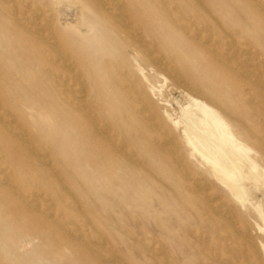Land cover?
<instances>
[{
	"label": "rangeland",
	"instance_id": "1",
	"mask_svg": "<svg viewBox=\"0 0 264 264\" xmlns=\"http://www.w3.org/2000/svg\"><path fill=\"white\" fill-rule=\"evenodd\" d=\"M33 1H37L36 3L40 5H43L42 3L45 2L44 0ZM200 1L202 5H193V2H198L196 0L189 1L195 9H190V11H193L200 18H206L207 16L205 22L208 21L214 31L217 29L215 36L217 38L221 37V41L225 43L227 41L226 44L224 43L220 46L217 44L218 48L223 46L228 48L226 50L232 52L233 47H235L234 51H236H233L230 57L225 60H222L218 56L215 57L216 68L214 72L210 73V76L215 78V82H218L219 75L215 70L219 69L228 72L230 75L232 73L231 76L234 74L231 77V85L233 83L234 86L236 83L242 86L246 85L245 90H248L246 92L242 89L240 90L241 92L237 90L230 91V98L234 97L232 101L235 105L232 107V104H230L231 107L228 106L226 108V117L233 125L237 134L246 140L253 149H257L256 151L259 153L257 159L262 167H264V106L262 107L264 104V0ZM2 2L0 0V6L3 4ZM253 7L255 8L253 9ZM257 9H261V11ZM1 12L0 7V15ZM209 12H212L214 18H217L215 20L220 22V26L216 27V21L214 22L210 17L208 18ZM5 26V23L0 21V34L3 35L4 41L1 47L3 48V45H6L5 52L0 55V61L3 62V66H0L1 115L5 112L0 117V129L5 126L9 128L8 125L11 124L18 126L24 131L26 129L25 133L28 136L29 142H31L24 144L21 142L23 140L20 137V139L17 138L19 136L17 133L13 134L10 132L3 135L0 130V171L3 168L2 172L4 174L0 173L8 178H12L13 183L15 181L14 190L20 185L17 191L21 193L23 191L22 194L15 195V198L6 199L4 193L6 186L0 183L1 264H6L5 262L7 264H245L244 261H248V264H264V249H262V247L264 248V221L257 207L260 205L264 211V178L257 177L255 173L246 167L244 173H247L250 178L243 179V193L240 198H237L227 191L222 182L208 174L207 163L202 160V157L198 153H193V149L187 143L183 131L178 127L176 128L174 124L175 121H179L184 104L190 101L189 96H187V89H184V86H182L185 83H179L166 68L165 70L168 73L164 70V67L144 62L132 51H128L129 60L134 63L135 70L139 69V64L144 69L147 79L142 80V86L148 91L149 100L153 101L151 103L155 107H152V113H154L156 121H162V127L154 128L144 123L143 119H140L143 122L141 125H146L148 128L145 129H149L150 132L148 130L144 131L142 135L140 134L141 138L137 135L138 137L135 138L137 141L129 137L118 136L117 138V136H114L113 138H115L116 142L114 139V142L112 140L110 142L109 133L104 129H101L103 131L101 132L102 136L94 137L86 125L82 127L70 119L67 108H62L64 104L59 105L58 103L60 97V91L57 90L58 87L51 80H47V77H44V79L40 77V65L36 68L30 67L28 54L21 50L20 42L16 43L13 38H10V34L4 32L6 31ZM228 29L229 31H226ZM176 32L180 34L179 39H184L183 37H185L186 41H189V39L193 40L192 46L201 45L200 40H197L195 36H188L186 31L177 30ZM218 32L221 33L218 34ZM175 33L174 35L178 37L179 34ZM230 35H233V37ZM73 41L77 42L76 39ZM230 41L234 43L228 45ZM223 47L222 50H225ZM241 47L244 49L241 50ZM248 48H251V50ZM203 50L201 51L203 52L202 55L206 54L205 57H209L210 51L207 48ZM249 51L252 52L249 53ZM227 60H229V63ZM237 65L240 66L237 67ZM221 66L222 68H219ZM260 67L261 69H259ZM243 69L245 74L242 72ZM240 79L242 80L239 81ZM43 81H45L44 84H42ZM235 96H238V98ZM68 98L70 101L69 96ZM245 98L249 102L248 100L244 101ZM1 100L4 102H1ZM236 105H238L237 108L239 107L241 111L234 108ZM31 106L38 109L42 107L50 114V117L48 119H42L41 117L32 118L28 114L31 111ZM244 106H247V109ZM6 108L7 110H5ZM32 113L36 114L33 109L31 115ZM237 115L239 118H237ZM6 118L10 120L6 122ZM14 119L16 122H14ZM147 131L150 134H147ZM146 134L152 135V137L149 136L148 138ZM143 135H146V137H142ZM33 136H35V139ZM36 138L37 140L40 139V143H37ZM143 139L144 141L146 140V146L143 143ZM152 139L155 141V145H153L154 141ZM35 140L36 142H34ZM134 140L135 142H133ZM179 140L181 143L177 145ZM119 142L122 144H119ZM123 142L125 144L128 142L129 145L126 144L128 147ZM141 142L144 145L140 144ZM148 142L151 143L150 148H148ZM32 143H34L33 148ZM47 145L51 147V151ZM123 147H126V149ZM136 147L138 149H135ZM175 148L177 151H175ZM137 150L143 151L141 152L142 155ZM54 152L55 154H53ZM41 153L45 155L42 156ZM184 153L187 155L184 156ZM120 158L121 160H119ZM137 158L139 161L136 160ZM151 158L155 161L153 162ZM145 159H147L146 162ZM43 160H46V163ZM61 162L64 163L62 164ZM44 164L49 165L43 166ZM129 164L131 166L135 165L134 168ZM174 164H177V167L171 166ZM166 165L169 168L167 170ZM7 167L9 168L7 169ZM174 167L176 168L174 169ZM184 168L187 169L186 173H183L185 171ZM53 169L55 170L54 172ZM10 174H12V177H10ZM175 174L177 176H174ZM59 177L62 179H59ZM178 177L181 178L178 179ZM256 177L259 181L255 180ZM197 179L199 181L196 182L195 180ZM146 181L148 184L145 183ZM183 181L187 184L183 183ZM175 184H177V187ZM198 184L200 186L202 184V188L197 186ZM190 188H192L193 192ZM183 190L188 191V193L185 191L187 195ZM32 191L33 193L36 191L34 196H32ZM49 191L52 196H50ZM40 194H43V198L39 196ZM190 194L191 197L195 196L196 198L190 199ZM176 195L179 197H176ZM67 200L71 204L66 202ZM49 203L53 204V208L52 204ZM200 203L201 205H199ZM221 203H223L225 208L222 207ZM185 204H190L196 208L189 205L191 210L188 206H182ZM88 205L92 207L88 208ZM44 207H48L49 211L51 209L48 213L52 216L47 213ZM185 209L187 210L185 211ZM194 209L195 211H193ZM224 209L226 213H224ZM62 211L63 214L61 213ZM198 214L204 218H201V220ZM58 215L60 219H58ZM69 218L72 222L68 220ZM74 219L75 223L73 222ZM62 224L63 226H60ZM223 224L224 226L227 225V227L225 226V228ZM164 227L166 230L163 229ZM229 227L231 230H229ZM87 233L90 236L86 235ZM74 234L77 235L74 236ZM244 234H247V236ZM6 237H13L14 240L19 242L15 250L5 246ZM233 239L237 240V242ZM23 246L24 248H22ZM235 247H238L239 250L235 251ZM254 252H256V255ZM102 256L104 259L101 258ZM255 256H258L262 261L256 259ZM255 259L259 262L255 261L253 263L252 261Z\"/></svg>",
	"mask_w": 264,
	"mask_h": 264
},
{
	"label": "bare ground",
	"instance_id": "2",
	"mask_svg": "<svg viewBox=\"0 0 264 264\" xmlns=\"http://www.w3.org/2000/svg\"><path fill=\"white\" fill-rule=\"evenodd\" d=\"M1 1H3L2 2L3 4L0 6L1 10H2L1 15H0V21H3V23H5V25H6L5 26L6 31H4V32H7L8 34H10V36H11L10 38H13L16 41V43L20 42L21 50L23 52L27 53L29 56L30 67L33 66L34 68H36L37 66L40 65V67H41V69H39V70H41L40 77H42V79H44V77H47V80H51L58 87L57 90L60 91V97H59V101H58L59 105L64 104V106L62 105V108H64V109L67 108L70 119L73 120L74 123L81 125L82 127L86 125V127H88L87 129H89L90 132L92 133L91 135H93L94 137H100V136H102L101 132H103V131H101V129H104L106 132L109 133L110 142H111V140L113 141V139L116 142L115 138H113L114 136H117V138H118V136H120V137L124 136V137H129V138L135 139L138 136L140 137V134L142 135L144 133V131L145 132H146V130L149 131V129H145V128H148L146 125H141V124H143V122H141L140 119H143L144 123L149 124V125L153 126L154 128L162 127V124H161L162 121H160V120H159L160 122L156 121L155 115H153L154 113H152V111H153L152 107L154 105H152V103H151L152 100L151 101L149 100L148 91L144 88V86H142V80L147 79V76L144 73V69L141 68V65L139 64V69L135 70L134 63L131 60H129L128 51H132L137 57H139L140 60H142L144 62H150V63H152L151 65L154 64V66L156 64V66L159 65L161 67H164V70L166 68L167 70L170 71V73L173 74L174 79L179 81V83L180 82L185 83V85L183 84L182 86H184V89H187V96H189L190 101L188 103L184 104L183 109H182V115L179 118V121H175L174 124H175L176 128L178 127L179 129H181L183 131V134H184V137L186 138L187 143L193 149V153H198V155L200 157H202V160L207 163V172L210 176H212V177L214 176L220 182H222V184L226 187L227 191L237 198H240L241 194L243 193V191H242L243 179L244 178L245 179L250 178L247 173H244L246 167H248L253 173H255V175L257 177L264 178V167H262L261 163L257 159V156L259 154L258 151H256L257 149H253L246 140H244L241 136H239L237 134L233 125L229 122V120L226 117V108L228 106H230V104H232V107H233V105H235V103L233 104V101H232L234 97L232 99L230 98V96H231V95H229V94H231L230 91L231 92L236 91V90L240 91L241 89L244 91L246 89V87H245L246 85L242 86L239 83L238 84L236 83L235 86L233 85L234 83L231 85V79H232L231 77H233L234 74H233V76H231L232 73L230 75L228 72H224V71H221L219 69L215 70L216 72H218V75H219V77H218L219 81L218 82H215V80H214L215 78L210 76V73L212 71L214 72V69L216 68V66H215L216 62H214V58L218 56L222 60L228 59V57H230L231 53L234 51L235 47H233L231 45L234 48L232 50V52H230L229 50H226L228 48L223 47V46H221V48H218L217 44H218V46H220L221 44H224L225 42L221 41V39H220L221 37L217 38V36H215V31L217 32V29L215 28L216 30L214 31L212 28V25H210L208 23V21L205 22L207 16H206V18H204V17L200 18V16H197L193 11H190V9H194V6H193L194 4H201L200 0H196V2L198 1L197 3L193 2V5H192V3L189 2V1H193V0H44L45 2L42 3L43 5H40V4L36 3L37 1L34 2L33 0H31V1L30 0L29 1L28 0H1ZM253 5H255V4H253ZM257 5H259V4H257ZM195 8H196V6H195ZM254 8L255 7H253V9ZM259 10L261 11V9H259ZM189 12H191V13H189ZM201 17H202V14H201ZM209 17L212 20H214V22L216 21V24H217L216 27L220 26V22H218V20H215L216 17L214 18V15L212 14V12L208 13V18ZM263 21H264V18H263ZM177 30L186 31L188 36H190V37L195 36V38H197V40H200L199 42L201 45L192 46L193 40L189 39V41H186L185 37H183L184 39H182V38L179 39L180 34L177 32L175 33V31H177ZM226 31H229V29ZM191 32H192V34H191ZM260 32H262V31L260 30ZM174 33L179 34L178 37L175 36ZM219 33H221V32H218V34ZM228 34H230V33H228ZM261 35H263V34H261ZM231 37H233V35ZM75 39L77 40V42L73 41ZM2 43H4L3 35L0 34V47L2 46ZM226 43H227V41H226ZM231 43H232L231 41L228 42V45ZM234 46H236V44H234ZM5 47H6V45H3V48L1 47L0 55H2L3 52H5ZM203 47L207 48L210 51L209 57H205L206 54H203L204 56L202 55L203 52H201V51L204 49ZM222 47L225 48V50H222ZM242 49H244V48L241 47V50ZM248 49L251 50V48H248ZM237 50H238V48H237ZM234 52H236V51H234ZM251 52L252 51H249V53H251ZM254 52L257 53L256 50H254ZM250 57H251V55H250ZM240 59H243V58H240ZM227 61L229 63V60H227ZM221 62H223V61H221ZM0 63H1L0 66H3V62L0 61ZM248 65H250V64H248ZM238 66H240V65H237V67ZM155 68H157V67H155ZM219 68H222V66ZM259 69H261V67ZM165 71H164V73H165ZM230 72H232V71H230ZM242 72L243 73L245 72L244 69ZM167 73H166V75H167ZM254 73H256V72H254ZM38 74H40V73H38ZM240 74H241V71H240ZM235 79H237V78H235ZM241 80L242 79H240L239 81H241ZM44 83H45V81H43L42 84H44ZM173 83H175V82H173ZM244 83L246 84V82H244ZM152 89H154V87H152ZM233 89H235V90H233ZM247 89H250V88H247ZM246 91H248V90H245V92ZM258 93H260V92H258ZM255 94H257V93L255 92ZM61 96H62V98H61ZM68 96L70 97V101H69ZM238 96H235V97L238 98ZM56 99H58V97H56ZM179 99H181V98H179ZM245 99H244V101L248 100V99H246V100ZM240 101H241V99H240ZM250 101H251V98H250ZM259 101H256V102H259ZM1 102H4V101L1 100ZM238 102H236V103L239 104ZM242 102H243V100H242ZM248 102H249V100H248ZM0 106H1V104H0ZM237 106L238 105H236V107H234V108L239 109V107L237 108ZM242 106H240V107H242ZM263 106H264V104L262 105V107ZM94 107H95V109H94ZM30 109H31V111L33 109L36 112V114L32 113V115H31V111L28 113L34 119L37 117H41L42 119H48L50 117L49 116L50 114H48L42 107H40L38 109L37 107L35 108V107L31 106ZM5 110H7V108ZM231 110H230V112H232ZM10 111H12V110H10ZM247 113H250V112H247ZM4 114H5V112H4ZM3 115H1V112H0V117ZM249 115H248V117H249ZM11 117H13V116H11ZM235 117H236V115H235ZM246 117H247V115H246ZM237 118H239V116ZM3 119H4V117H3ZM7 119L8 118L5 119L6 122L10 120V119L9 120H7ZM5 120H4V122H5ZM11 120H13V119H11ZM37 121H38V119H37ZM10 122H12V121H10ZM14 122H16L15 119H14ZM19 124H21V123H19ZM8 127L9 128H7L6 126L1 127L0 130L2 131L3 135L10 133V132H12L13 134L17 133L19 135L17 138L20 137L23 140V141H21L22 143L29 144L31 142V141L29 142L28 136L25 133V131H27L26 129H25V131L21 130L18 126L12 125V124L8 125ZM252 127H253V125H252ZM254 127H256V126H254ZM254 129H257V128H254ZM82 130H83V128H82ZM171 130H173V129L171 128ZM148 131H147V134L150 132V131L149 132ZM161 131H162V129H161ZM156 132H157V130H156ZM152 133L154 134V132H152ZM146 135H143L142 137H144V136L146 137ZM175 135H176V132H175ZM149 136L150 135H147L148 138H149ZM33 137L35 139V136H33ZM150 137H152V135ZM176 137H177V135H176ZM107 139L109 140V138H107ZM121 139H123V138H121ZM36 140H37V138H36ZM36 140L34 142H36ZM38 140H37V143L38 142L40 143V139H38ZM135 140L137 141V139H135ZM135 140L133 142H135ZM140 141H141V139H140ZM145 141L143 139L144 144H145ZM160 141H162V140H160ZM120 142H119V144H122ZM124 142H125V140H124ZM124 142H123V144L126 147H128V145H129L128 142H126V144H128V145H126ZM158 142H159V140H158ZM17 143H19V142H17ZM143 143L141 142L140 144L144 145ZM180 143L181 142L179 140V143L177 145H179ZM257 143H259V142H257ZM33 145H34V143H32V148H33ZM131 145H132V143H131ZM146 145H147V143L145 144V146ZM148 145H149L148 148H150L151 143H149ZM153 145H155V141H154ZM48 146L49 145H47V147ZM136 146H137V144H136ZM172 146H174V145H172ZM40 147H42V146H40ZM126 147H123V148L126 149ZM175 147H176V145H175ZM180 147H182V146H180ZM180 147H179V149H180ZM48 148L50 149L51 147H48ZM135 149H138V147H136ZM1 150H2V148H1ZM3 150H5V149H3ZM116 150H118V149H116ZM31 151H32V149H31ZM50 151H51V149H50ZM137 151L140 152V150H137ZM175 151H177L176 148H175ZM32 152H34V151H32ZM141 152H143V151H141ZM141 152H140V154L142 155ZM1 153H2V151H1ZM182 153H183V151H182ZM53 154H55V152ZM43 155H45V154H42V156ZM129 155L132 156L131 154H129ZM185 155H187V154L184 153V156ZM174 156H175V154H174ZM121 158L119 160H121ZM168 158H170V156H168ZM4 159H5V157H4ZM140 159H141V157H140ZM46 160H43V161L45 162ZM58 160L60 161V159H58ZM136 160L139 161L138 158ZM146 160L147 159H145V162H146ZM151 160H153V159L151 158ZM165 160H168V159H165ZM170 160H172V159H170ZM175 160H176V158H175ZM185 160H186V157H185ZM124 161H126V159H124ZM154 161L155 160H153V162ZM168 161H167V163H168ZM145 162H143V163H145ZM172 162H174V161H172ZM185 162L187 163V161H185ZM61 163L63 164L64 162H61ZM129 163H131V162H129ZM131 164H133V163H131ZM46 165H49V164H46ZM46 165L44 164L43 166H46ZM114 165H116V164H114ZM125 165H126V163H125ZM149 165H150V163H149ZM164 165H165V163H164ZM176 165L177 164H174L171 166L173 167ZM132 166L134 168L135 165H132ZM144 166H146V165H144ZM190 166H191V164H190ZM176 167H174V169ZM0 168H1V166H0ZM8 168L9 167H7V169ZM180 168H182V167H180ZM191 168H193V167H191ZM2 169L0 172H2ZM44 169H45V167H44ZM167 169H169V168L166 165V170ZM186 170L187 169H185V171L184 172L182 171V172L186 173ZM54 171L55 170L53 169V172ZM170 171H171V169H170ZM44 172H42V173H44ZM2 173L4 174V172H2ZM173 173H175V172H173ZM193 173H194V169H193ZM53 175H57V174H53ZM174 176H177V174H175ZM10 177H12V174H10ZM257 177L255 180H257ZM179 178H181V177H178V179ZM193 178L195 179V177H193ZM197 178H199V177H197ZM59 179H62V178L59 177ZM200 180H202V179H200ZM160 181H161V179H160ZM195 181L197 182L199 180L197 179ZM257 181H259V180H257ZM0 183L6 186L4 189L6 199L15 198V195L18 196L17 194L21 193V192L17 191V190H19L18 187L20 185L18 187L16 186L17 188H15L16 190H14L15 181L13 183L12 178H8L5 175H1V173H0ZM145 183H147V181ZM183 183H186V182L183 181ZM50 184H52V183L50 182ZM166 184H168V183H166ZM175 185L177 187V184H175ZM203 185H204V183H203ZM160 186H162V185H160ZM190 186L192 187V185H190ZM197 186H200V185L198 184ZM155 188H157V187H155ZM163 188H165V187H163ZM200 188H202V184H201ZM208 188H210V187H208ZM191 189L192 188H190V190ZM186 190H188V189H186ZM185 191H184V193H185ZM171 192H173V191H171ZM186 192L188 193V191H186ZM22 193H23V191H22ZM32 193H33V191H32ZM34 193L32 194V196L35 195ZM50 193L51 192L49 191V194ZM202 193H203V191H202ZM42 195L43 194H40L39 196L43 198ZM72 195H74V194H72ZM50 196H52V194H50ZM53 196H54V194H53ZM162 196L164 197V195H162ZM27 197H28V195H27ZM176 197H179V196L176 195ZM193 197H195V196H193ZM193 197H191V194H190V199ZM60 198H61V196H60ZM195 198H193V199H195ZM214 198H215V196H214ZM16 199H18V198H16ZM33 199H35V198L33 197ZM46 199H47V197H46ZM48 199H50V198H48ZM74 199H72V200H74ZM190 199H188V200L191 201ZM30 200H32V199H30ZM240 200L242 201V199H240ZM252 200H254V199H252ZM33 201H35V200H33ZM50 201H51V199H50ZM66 202H69V200H67ZM49 204H52V203H49ZM69 204H71V203L69 202ZM69 204L67 203V205H69ZM221 204L223 205V203H221ZM42 205H43V203H42ZM77 205H79V204H77ZM189 205L190 204H187V205L185 204L182 206H185V207L188 206V208H189ZM199 205H201V203ZM31 206H33V205H31ZM34 206H36V205L34 204ZM72 206H74V205H72ZM90 206L91 205H88V208L92 207V206L91 207ZM229 206H231V205H229ZM191 207H194V206H191ZM191 207L189 209H191ZM222 207H224V205ZM242 207L244 208V206H242ZM257 207L259 208L258 211L261 215L262 220L264 221V211L261 209L260 205H258ZM44 208H43V210L46 209L47 213L51 211V209L49 211L48 207L45 209ZM52 208H53V204H52ZM194 208H196V207H194ZM201 208H202V206H201ZM60 209H62V208H60ZM79 209H80V206H79ZM79 209L77 208V210H79ZM209 209H210V207H209ZM212 209H211V211H212ZM186 210L187 209H185V211ZM228 210L230 211V209H228ZM193 211H195V209ZM214 211H215V209H214ZM217 211H219V210H217ZM187 212H189V211H187ZM197 212L200 213L198 210H197ZM61 213L63 214V211ZM224 213H226L225 209H224ZM238 213H239V211H238ZM62 214H60V215H62ZM49 215H51V214H49ZM49 215H48V217H50ZM189 216H191V215H189ZM198 216H200V214H198ZM211 216H213V215H211ZM89 218H91V217H89ZM199 218L201 219L204 217L200 216ZM224 218H226V217H224ZM58 219H60V216ZM227 219H229V218H227ZM68 220H70V218ZM54 222H56V221H54ZM73 222L75 223V219ZM210 222H211V220H210ZM69 223H67V224H69ZM70 224H72V223H70ZM211 225H213V224H211ZM60 226H63V224ZM223 226H224V224H223ZM225 226L227 227V225H225ZM229 226H230V224H229ZM89 227H87V228L89 229ZM159 227H161V226H159ZM180 228H182V227H180ZM183 228H184V226H183ZM67 229H68V226H67ZM88 229H85V230H88ZM163 229H165V227ZM190 230H193V229H190ZM229 230H231L230 227H229ZM130 232H132V231H130ZM233 232H235V231L233 230ZM71 233H74V232H71ZM243 233H241V234H243ZM79 234H81V233H79ZM76 235L77 234H74V236H76ZM86 235L90 236L88 233ZM143 235H145V234H143ZM171 235H172V233H171ZM232 235H234V234H232ZM244 235L247 236V234H244ZM93 236H95V235H93ZM173 236H174V234H173ZM150 237L152 238V236H150ZM226 237H227V235H226ZM97 238H99V237H97ZM234 239H235V237H234ZM101 240H103V239L101 238ZM234 241L237 242V240H234ZM88 242H90V241H88ZM93 242H94V240H93ZM168 242H169V240H168ZM18 244H19V242L17 240H14L13 237H6V239H5V246L9 249L15 250L16 246H18ZM151 247H152V245H151ZM22 248H24V246ZM27 248H28V246H27ZM247 248H248V246H247ZM237 249H238V247L237 248L235 247V251ZM262 249H264V248L262 247ZM253 251H256V250L254 249ZM254 253L256 255V252H254ZM257 253H258V251H257ZM102 254H103V252H102ZM258 254H260V252ZM237 255H239V254L237 253ZM101 258H103V256ZM256 259H259L258 256L256 257ZM256 259L254 261H252V260L251 261L253 263L255 261L256 262L262 261L260 259H259V261H257ZM5 263L7 264V262H5ZM244 263L248 264V261H246V262L244 261ZM231 264H233V263H231Z\"/></svg>",
	"mask_w": 264,
	"mask_h": 264
}]
</instances>
